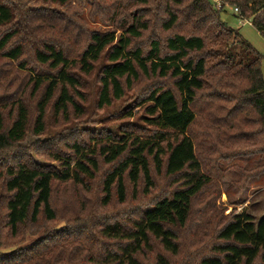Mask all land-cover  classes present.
Masks as SVG:
<instances>
[{
    "label": "trees",
    "instance_id": "trees-1",
    "mask_svg": "<svg viewBox=\"0 0 264 264\" xmlns=\"http://www.w3.org/2000/svg\"><path fill=\"white\" fill-rule=\"evenodd\" d=\"M39 1L67 6L84 0ZM95 1L93 6L104 7V19L121 33L86 29L74 12L68 18L46 8L22 12L15 0H0V264H146L143 257L156 245L161 250L153 264H172L162 249L180 253L175 228L186 225L195 198L212 182L197 156V142H215L208 140L212 125L220 133L252 126L260 137L251 135V149L264 151V54L221 18L222 11L232 9L243 19L251 18L264 36V0H220L221 8L212 0H105L111 5ZM138 2L149 9L129 11L128 5ZM56 18L63 24L61 31L50 26ZM151 29L145 51L137 40ZM102 58L106 62L97 69ZM10 62L20 72L30 71L27 84L15 85L14 76L10 79V68L3 65ZM94 72L99 108L125 96L143 75L171 79V85L156 82L139 104H146L147 121L156 127L159 140L114 135L99 149L86 152L76 138L70 144L73 154L53 153L61 169L36 165L21 141L29 130L45 132L50 110L56 117L68 115L70 107L82 112L76 100L79 86L83 76ZM130 109L128 116L133 115ZM204 131L208 136L199 140ZM217 132L219 149L232 136ZM168 133L178 137L171 140ZM101 162L109 165L102 173ZM152 168L179 176L178 186L140 208L135 218L104 220L92 228L96 236L80 233L83 227L54 229L33 244L10 250V239L19 237L26 222L55 220L58 182L89 188L100 176L101 204L107 205L115 192L119 202L126 200V174L134 187L144 176L148 192L154 185ZM213 238V253L197 264H264V216L256 222L249 213L235 214Z\"/></svg>",
    "mask_w": 264,
    "mask_h": 264
},
{
    "label": "rangeland",
    "instance_id": "rangeland-1",
    "mask_svg": "<svg viewBox=\"0 0 264 264\" xmlns=\"http://www.w3.org/2000/svg\"><path fill=\"white\" fill-rule=\"evenodd\" d=\"M17 5L23 9H50L54 15L69 17L74 12L77 18L82 20L86 29L89 30H114L116 35L121 33V29L115 24H109L104 18V7H99L95 0H84L80 5L75 2L67 6H59L52 3H44L39 0H15ZM105 4L111 5L110 1ZM128 3L125 2L126 5ZM95 6L98 9H95ZM132 10L139 7L145 12L149 9L148 5L140 2L136 5H128ZM114 10V9H112ZM221 18L229 26L239 29L242 36L256 49L259 53L264 54V36L258 29L249 23L252 19H243L227 9L221 12ZM52 23L53 30L61 31L63 24ZM153 30L147 31L137 40L146 51L149 47V41L152 37ZM167 34L166 32L164 35ZM105 58L97 63V69L105 63ZM2 64V62H0ZM4 67L10 68V79L14 76L15 85L27 84L30 71L20 72L15 63L3 64ZM264 73V60L262 63ZM162 80V81H161ZM162 82L165 85H171V79H160L157 77L141 76L134 83L133 87L126 91V95L114 101L110 106L99 108L97 106L99 82L97 72L88 76H83V83L79 86L80 95L76 98L82 112H76L70 107L68 115L56 117L53 111L47 113L45 132L36 134L32 130L27 132L26 138L21 141V145L29 150V154L36 165L49 166L61 169L59 159L53 158V153L62 152L73 154L70 144L77 138L83 142L86 150L92 151L99 149L102 144L108 140V137L126 135L130 140L136 136L143 141L156 142L158 136L156 127L147 121L148 114L145 111V105L141 104V98L145 96L149 89L156 83ZM131 108V109H130ZM132 110V116L126 114L127 110ZM198 120L201 121L199 116ZM200 125V122H197ZM197 127V126H196ZM216 126L212 125L210 129L211 136L209 141H215L214 134ZM221 133H222V129ZM235 131L229 128L223 131L221 136L224 138L232 136L221 146L216 143L204 145L197 142V156L199 157L203 171L212 180L211 184L195 198L192 211L188 222L183 227H176L179 234L180 253L172 255L162 249L172 264H197L204 255H211L210 244L214 242L213 236L216 235L225 221L231 219L238 213H249L257 222L264 216V151L253 152L250 145L251 135L258 139L259 134H255L253 127L242 126ZM219 131V130H218ZM209 131H204L199 136V140L205 139ZM178 137L176 133H168L167 137L171 140ZM111 142V141H110ZM98 161L102 160L100 155H95ZM151 160V156H149ZM78 160V155L71 159L72 166ZM153 166V164H152ZM109 165L101 162L100 173L108 170ZM151 175L154 179L153 187L145 191L147 186L144 176H140L137 186L131 183L128 175H125L127 186V196L124 202L117 200L116 192L113 200L107 204H101V184L100 176L89 183L87 186L74 184L72 182H58L54 188L53 205L57 209L58 215L55 220L46 222L41 220L38 224L26 222L20 228V235L16 239H10V250L35 243L39 238L46 235L54 229H63L71 226L80 233H87L96 236L93 227L97 226L104 220L121 218L123 220L133 219L138 215L139 209L146 204L154 202L159 197L168 195L178 186V177H169L165 170L157 171L152 168ZM176 178V182L174 181ZM94 209L84 213V209ZM92 219H94L92 221ZM161 248L156 245L155 249L149 252L144 258L146 264H153L155 254Z\"/></svg>",
    "mask_w": 264,
    "mask_h": 264
},
{
    "label": "built area",
    "instance_id": "built-area-1",
    "mask_svg": "<svg viewBox=\"0 0 264 264\" xmlns=\"http://www.w3.org/2000/svg\"><path fill=\"white\" fill-rule=\"evenodd\" d=\"M215 4V6L217 8H221L222 7V2L220 0H212ZM234 11L235 12H238L239 11V8L238 7H234ZM249 23H252L251 21H249Z\"/></svg>",
    "mask_w": 264,
    "mask_h": 264
}]
</instances>
